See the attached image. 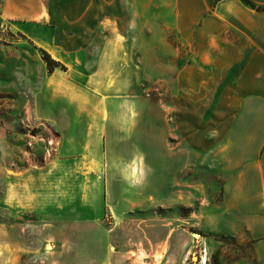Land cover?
<instances>
[{
    "label": "rangeland",
    "instance_id": "rangeland-1",
    "mask_svg": "<svg viewBox=\"0 0 264 264\" xmlns=\"http://www.w3.org/2000/svg\"><path fill=\"white\" fill-rule=\"evenodd\" d=\"M175 3L71 1L42 40L0 17V264H264L255 73Z\"/></svg>",
    "mask_w": 264,
    "mask_h": 264
},
{
    "label": "crops",
    "instance_id": "crops-1",
    "mask_svg": "<svg viewBox=\"0 0 264 264\" xmlns=\"http://www.w3.org/2000/svg\"><path fill=\"white\" fill-rule=\"evenodd\" d=\"M71 1L74 4L79 3L78 14L85 23L100 26L119 23L118 0L109 12L102 5L103 0H0V17L16 30L42 40L46 39V35L36 34L42 25L48 24L52 29H57L61 18L77 13L71 10ZM189 1L191 8L197 12V30L209 34L206 40L210 47H214L208 49V52L212 50L210 54L229 55L230 50H235L242 64L241 75L248 71L255 73V95L256 98L264 100V10H256L241 0ZM252 1L256 5L264 6V0ZM175 2L179 12L184 4L180 0ZM108 13L110 18L105 17ZM62 21L64 24L65 19ZM175 24L177 29L178 17ZM232 29L239 34V43L234 46L230 45L228 38ZM45 215L49 217L48 212Z\"/></svg>",
    "mask_w": 264,
    "mask_h": 264
},
{
    "label": "trees",
    "instance_id": "trees-1",
    "mask_svg": "<svg viewBox=\"0 0 264 264\" xmlns=\"http://www.w3.org/2000/svg\"><path fill=\"white\" fill-rule=\"evenodd\" d=\"M242 2H244L245 4H247L248 6L256 9V10H264V6H260V5H256L252 0H241ZM40 54H41V58L42 60L45 62L46 67L48 72H53V70L55 68H61L63 70H65V66L59 62L58 60L54 59L49 52H47L45 49L43 48H39ZM214 263L218 264V260L217 257L214 255Z\"/></svg>",
    "mask_w": 264,
    "mask_h": 264
},
{
    "label": "bare ground",
    "instance_id": "bare-ground-1",
    "mask_svg": "<svg viewBox=\"0 0 264 264\" xmlns=\"http://www.w3.org/2000/svg\"><path fill=\"white\" fill-rule=\"evenodd\" d=\"M134 255H135V253L132 256H134ZM142 257H145V255H142ZM161 257H162V254L157 255L156 260H159ZM205 260H206V257H205Z\"/></svg>",
    "mask_w": 264,
    "mask_h": 264
}]
</instances>
